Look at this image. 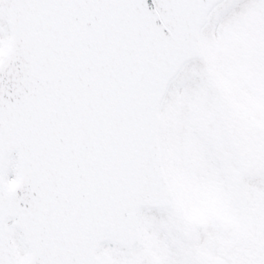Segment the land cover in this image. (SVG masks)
<instances>
[{
  "label": "snow or ice",
  "instance_id": "1",
  "mask_svg": "<svg viewBox=\"0 0 264 264\" xmlns=\"http://www.w3.org/2000/svg\"><path fill=\"white\" fill-rule=\"evenodd\" d=\"M0 264H264V0H0Z\"/></svg>",
  "mask_w": 264,
  "mask_h": 264
}]
</instances>
